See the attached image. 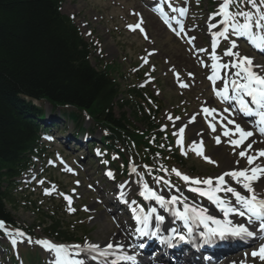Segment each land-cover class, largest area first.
<instances>
[{
  "label": "snow or ice",
  "instance_id": "obj_1",
  "mask_svg": "<svg viewBox=\"0 0 264 264\" xmlns=\"http://www.w3.org/2000/svg\"><path fill=\"white\" fill-rule=\"evenodd\" d=\"M168 7H172L168 4ZM160 19L169 28L172 25L169 23L168 15L163 9L156 10ZM176 12V8H172ZM187 12L186 8L179 9V15L184 16ZM139 17L134 25H127L129 30H139L144 38L147 40L150 37L147 34L143 25L146 23L140 13H133ZM221 18L222 30H218L211 40V75L207 79L213 84V92L221 101H234L238 105L237 111L245 117H256L257 125L261 136H264V64L259 62L254 63V59L247 55H241L237 50L235 41H231L230 46L225 49L222 56L216 54L219 38L224 40L230 39V34L238 37H245L257 49L264 51V0H222L218 11L213 14L212 19L216 17ZM218 25L212 23L209 29L217 28ZM175 31V29H173ZM184 31L183 25L180 26V33ZM180 33H177L179 35ZM90 35V33H89ZM196 37H192L188 43L191 44ZM199 51H208L207 49H199ZM150 55L152 53H149ZM223 57H229V60H223ZM144 63H148L147 58H143ZM203 64L204 62L201 61ZM235 71H232V70ZM223 70H228L231 78L225 80L224 76L219 75ZM179 81V74H175ZM191 77L192 74L189 73ZM223 83L222 88L216 87L217 80ZM184 82H180V87H188ZM207 122L208 127L213 133H217L219 127L220 132L214 136L215 143L220 145L222 137L227 138L226 142L232 147L233 155L240 159L236 160L237 165L240 160L246 163L240 170L224 171L215 179L213 178H193L187 174L181 173L178 169H171V171L183 180L186 184L195 185L190 190L198 193L202 197H206L209 201L214 203L223 215V219H217L216 216L209 214L207 208L199 207L187 202V198H181L172 195L166 198L162 194H158L147 183L142 184V191L140 196L145 200H155L161 208L168 210L176 220L183 224V228L187 230V234H183L177 229L173 228V239L180 242H189L194 235V227H202L203 231L199 233L203 244L212 245L217 240L230 241L233 239L246 241L250 239L264 240V164H257L256 161L264 158V148L253 150V143L251 137L254 132L245 129L240 123L234 119H227L226 123L223 120H218L219 113L215 108L202 107L200 110ZM225 112H230L229 108L224 109ZM169 120L173 118L168 117ZM179 119V118H176ZM196 117L190 118L191 122H195ZM215 121V123L213 122ZM231 126V127H229ZM186 127V126H185ZM185 127L179 128L177 144L181 147L183 155H187V151L183 146V135ZM189 151L194 152L198 157H202L207 163L215 164V161L204 155L203 142H193L189 146ZM239 150V151H237ZM67 172H73L71 168H65ZM167 171L166 169H162ZM135 172V168L132 169ZM107 175L113 178V173L108 172ZM230 178L236 184L241 185L244 194L237 191L236 188L230 186L229 181L225 178ZM159 179V178H157ZM260 181L258 184L257 182ZM40 183H44L40 181ZM77 183H79L77 181ZM168 185V181H163ZM55 191L45 190V195H51ZM230 193L234 197V202H230L223 198L220 193ZM63 196L67 202V210L74 212L75 209L71 207L73 197L65 193H58ZM123 196V194H121ZM134 203V201H133ZM182 205V208L179 207ZM234 205H238L236 207ZM87 210V209H86ZM134 218L138 225L136 231L140 232L142 236L151 235L155 237L156 231L149 232L150 216L155 212L152 209L150 213L145 214L143 208L139 209V213L134 209ZM242 217L247 222H234L230 217ZM158 223L164 222V216L158 215L155 217ZM0 230L11 239V243L15 246L18 243L17 238H24L25 233L20 230L9 231L5 224L0 221ZM26 242L35 243L42 247L43 250L52 254V264H84L83 260L75 259L83 252L98 253L100 256L107 257L108 253L100 251L99 244L86 243L85 245H65L56 244L47 239H40L32 241L31 238H26ZM169 246H174L171 241H165ZM141 248L144 244L140 245ZM108 249H112L113 245L109 243ZM252 258H258L264 264V243H260L259 247L251 252ZM95 259V257H93ZM121 259L134 261L135 256H124Z\"/></svg>",
  "mask_w": 264,
  "mask_h": 264
},
{
  "label": "trees",
  "instance_id": "obj_2",
  "mask_svg": "<svg viewBox=\"0 0 264 264\" xmlns=\"http://www.w3.org/2000/svg\"><path fill=\"white\" fill-rule=\"evenodd\" d=\"M62 2L0 0V219L7 222H13L7 209L13 199L2 183L10 184L28 166L46 130L37 122L46 113L35 100L54 110L74 108L64 115L80 131L87 113L111 133L109 145L122 141L123 132L134 136L115 117L120 87L113 70L91 64V45L60 13Z\"/></svg>",
  "mask_w": 264,
  "mask_h": 264
},
{
  "label": "rangeland",
  "instance_id": "obj_3",
  "mask_svg": "<svg viewBox=\"0 0 264 264\" xmlns=\"http://www.w3.org/2000/svg\"><path fill=\"white\" fill-rule=\"evenodd\" d=\"M141 8L142 6L139 0H72L64 4L62 13L75 18V22L81 28V31L88 42L92 41V39L99 38L102 44L100 50L103 49L101 55L107 57L108 60L118 58L116 60H118L120 64H123L122 69L124 67L123 71H126V73L133 72H129L128 70L129 68H131L132 63L139 59V54L143 56V58H147V50L156 49V55L149 59L145 70L151 73V77H153L155 81L160 79L159 87L162 89L161 95H163V100L167 108L166 110L170 111L172 106H176L180 103H183L185 106L192 108L193 103L180 100L181 98L179 97L174 85L172 84L173 73H177V71L183 73V71L189 69V66L192 67L194 64L192 59L187 55L184 46L178 44L173 38L168 36L164 32L163 28L157 23V26L159 25L158 31L154 32L152 27L147 22L151 27L150 32L152 35V42L149 45H145L144 43H142L138 37L129 36V34L125 33L126 23L135 22L136 15H133V13H138ZM202 8L204 10L207 8L205 3L203 4ZM88 31H92L93 35L89 36L87 34ZM94 55L95 56L92 60V64L96 65L97 58L99 57L100 53L98 52V54L95 53ZM193 69L196 70L195 66L193 67ZM194 85L197 89L200 90H197L196 94L194 93L191 96L192 101H195V98L198 97L199 93L206 91L201 78L195 79ZM151 92L152 94H154L153 88ZM38 105L41 106V104ZM47 108L50 111V108ZM121 111L122 110L118 108L116 110V114L119 115ZM124 111L130 113L131 109L127 107L124 109ZM90 124L91 122H86L87 126H89ZM66 126L72 128L68 123ZM96 132L97 135L100 133L99 130ZM48 148L53 152L51 155V157L53 158L55 150L60 149V146L58 144H51L48 146ZM214 151L215 150H212L213 156ZM221 152L227 153V151L223 149ZM84 154L85 153H83V155ZM230 154H232V152H230ZM65 155L69 157V152H66ZM72 156L75 157L79 155ZM221 164L222 161L220 160L219 164H216L215 167H221ZM91 165H95L93 171L94 178L98 177L97 180L100 181L101 171L99 170L97 163H93ZM43 167L44 169L48 170L46 165ZM41 168L42 165L37 164V169H35L33 172L37 173L41 170ZM197 170L203 172L201 170V166L198 167ZM214 171L217 170L209 169L206 172L212 173ZM53 173L54 172H52V174ZM54 174L57 175V172H55ZM25 179L29 180L28 177ZM35 182L36 180L33 183ZM26 185V183L23 184V189H27L25 188ZM102 189L103 186L99 185L98 193L102 191ZM39 190L40 189H38L34 184L28 188V191H32L35 193ZM19 199H21V196L19 197ZM23 208L24 207L22 202H20L17 208L9 206V210H12L13 214L19 222L35 224L36 220L35 216H33V213ZM96 208L98 209L100 207L96 206ZM103 215H105V212L99 211L96 220L93 221L90 226H94L96 229V231L90 234V236L97 240H106L107 238H110L114 231L112 229L108 233H104V231L100 232L98 230L99 226L103 225V221H101ZM40 232L41 231H37V233ZM99 235H101L102 238ZM0 241L2 244L6 243L3 238H0Z\"/></svg>",
  "mask_w": 264,
  "mask_h": 264
},
{
  "label": "bare ground",
  "instance_id": "obj_4",
  "mask_svg": "<svg viewBox=\"0 0 264 264\" xmlns=\"http://www.w3.org/2000/svg\"><path fill=\"white\" fill-rule=\"evenodd\" d=\"M148 20H149V22L151 23V26L155 29V30H157L155 27L157 26V24L152 20V18L151 17H149L148 18ZM257 140V143H256V141H252V143H253V148L254 147H258V143H259V141L261 140V139H256ZM228 163H227V167H229L230 169H233L235 166H236V164L235 163H232V161H236V160H238V159H233V158H231L230 156L228 157ZM246 162L244 161V160H240V164H239V167L240 168H242L243 166H244V164H245ZM256 163L257 164H264V159H259V160H257L256 161ZM240 187H241V185H239ZM101 261H103V260H101ZM148 259H145L144 260V262H143V264H146V263H148ZM157 261H159V262H162L161 261V259L160 258H158L157 259ZM95 264H96V262H94ZM128 264H132V262L131 261H129L128 262Z\"/></svg>",
  "mask_w": 264,
  "mask_h": 264
}]
</instances>
